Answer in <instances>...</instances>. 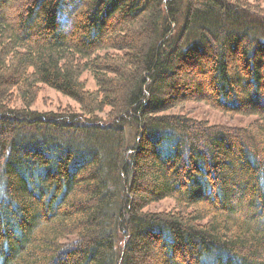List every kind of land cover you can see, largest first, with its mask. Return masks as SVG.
Segmentation results:
<instances>
[{
	"label": "trees",
	"instance_id": "obj_1",
	"mask_svg": "<svg viewBox=\"0 0 264 264\" xmlns=\"http://www.w3.org/2000/svg\"><path fill=\"white\" fill-rule=\"evenodd\" d=\"M262 2L0 0V264H264Z\"/></svg>",
	"mask_w": 264,
	"mask_h": 264
},
{
	"label": "rangeland",
	"instance_id": "obj_2",
	"mask_svg": "<svg viewBox=\"0 0 264 264\" xmlns=\"http://www.w3.org/2000/svg\"><path fill=\"white\" fill-rule=\"evenodd\" d=\"M251 2H255V0H249ZM262 6L264 7V2H262ZM196 73L193 74L192 70L187 69L179 74L180 79L187 83H189V78L195 77ZM81 79L84 81L85 86L89 90L96 89V82L89 71H84L81 75ZM189 84H185L184 86L179 87V91L177 94H189L190 90H183L184 88H189ZM193 88V87H192ZM190 96V95H189ZM17 106L21 105L20 102L17 101ZM31 109H35L41 112H48V111H64L68 109H75L79 108L78 104L68 96L63 95L62 93L54 90L53 88L40 85L35 94V98L33 102L30 104ZM105 110L100 116L104 117L107 113ZM170 113L175 114H187L189 117H192L197 120L206 121L208 124H216V125H225L230 127H238V126H246L256 120L257 115L254 114H230L226 112H221L207 104L204 101L196 100V101H188L176 108L169 110ZM174 206V201L171 198H166L160 200L159 202L151 204L148 208L149 210L161 211V210H168Z\"/></svg>",
	"mask_w": 264,
	"mask_h": 264
}]
</instances>
